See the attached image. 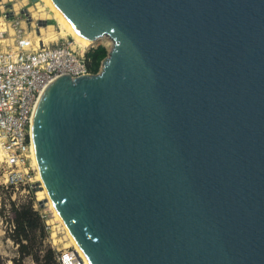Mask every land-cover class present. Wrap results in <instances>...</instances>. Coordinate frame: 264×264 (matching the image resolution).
Here are the masks:
<instances>
[{
  "label": "water",
  "instance_id": "95a60500",
  "mask_svg": "<svg viewBox=\"0 0 264 264\" xmlns=\"http://www.w3.org/2000/svg\"><path fill=\"white\" fill-rule=\"evenodd\" d=\"M51 1L115 42L33 120L89 264H264V0Z\"/></svg>",
  "mask_w": 264,
  "mask_h": 264
},
{
  "label": "built area",
  "instance_id": "2783aa9c",
  "mask_svg": "<svg viewBox=\"0 0 264 264\" xmlns=\"http://www.w3.org/2000/svg\"><path fill=\"white\" fill-rule=\"evenodd\" d=\"M22 28L13 43L2 44L7 31L0 33V148L5 151L1 183L8 187L35 182L30 172L35 170L31 129L43 92L62 75L92 74L87 50L79 52L69 38L37 44ZM56 259L58 264H87L73 247L58 249Z\"/></svg>",
  "mask_w": 264,
  "mask_h": 264
},
{
  "label": "rangeland",
  "instance_id": "374dc122",
  "mask_svg": "<svg viewBox=\"0 0 264 264\" xmlns=\"http://www.w3.org/2000/svg\"><path fill=\"white\" fill-rule=\"evenodd\" d=\"M41 4H37V3ZM44 5L43 0H0V30L6 29L3 32L5 41L2 44L13 43L18 36V30L20 25L26 35L28 33H39L41 27H47L53 25L57 30L60 29L59 21L54 18V12L45 7L44 13L46 16L39 18L35 15L39 9ZM33 10H30V9ZM29 12L28 14L25 11ZM14 16H11V13ZM14 20L12 21V19ZM19 20L21 23L19 25ZM30 20V21H29ZM39 20H47V26H39ZM16 27V28H15ZM13 29V32L11 31ZM36 29V31H35ZM48 32V30L46 29ZM17 34H16V33ZM109 35L102 36L97 39L93 44H90L87 48H83L75 41L73 37L68 34L59 36V39L69 38L76 49L81 52L88 51L92 47H97L102 44L105 45L110 51L113 48V41L108 37ZM34 38V35L32 36ZM0 39H3L0 36ZM58 39V40H59ZM57 41V40H56ZM44 43V42H42ZM52 44L51 42H48ZM47 44V43H44ZM102 68V63L99 71ZM98 71V72H99ZM97 72V73H98ZM92 74H94L92 72ZM1 149V148H0ZM5 155L0 157V264H58L56 254H54L52 261L46 262V253L49 249H52L55 253L58 249H65L64 243L71 244V240L68 237L67 232L64 230L61 222L56 219L55 211L48 199L39 200L37 196V190L39 183H20L18 185L6 186L1 183L4 169ZM31 162L35 170H30V166L27 164L30 172L36 176L37 172H40L36 166L34 153L31 155ZM40 201L42 204H40ZM23 204H32L33 209L37 212V216L33 217L31 222H27L26 234L29 239H24L23 236H19L18 232H15V211L16 208H20ZM55 231V232H54ZM56 233V236H53ZM23 239V242L28 245V249L31 250V254L23 256L20 252V243L17 239ZM59 239V240H58ZM72 247V246H69Z\"/></svg>",
  "mask_w": 264,
  "mask_h": 264
},
{
  "label": "bare ground",
  "instance_id": "6f19581e",
  "mask_svg": "<svg viewBox=\"0 0 264 264\" xmlns=\"http://www.w3.org/2000/svg\"><path fill=\"white\" fill-rule=\"evenodd\" d=\"M43 2H44L43 7L37 11L40 13H35V15L38 16V14H40L39 18H43L46 16V13H44L45 7L50 8L54 12V18L59 21L60 29L57 30L53 25H49V26L46 25L47 27H41L39 33L33 34L34 40L37 44H39V43L42 44V42H44V43L55 42L56 40L59 39L60 35L63 36L65 34H68L71 37H73L75 39V41L83 48V50H84V48H87L90 44H93L95 42V41L92 42V41H89V40L83 38L76 31V29L70 24V22L63 16V14L55 7V5L52 3L51 0H43ZM37 4H41V3L38 2ZM30 10H33V9L31 8ZM41 26H43V25H41ZM46 29L48 30V32L46 31ZM5 30L1 29L0 33H3V31H5ZM11 31L13 32V29H11ZM28 35L31 36V38L33 36L31 33H28ZM106 35H108V34H106ZM106 35H104V36H106ZM112 41H113L112 45L114 46L115 42H114V40H112ZM79 52H81V51L79 50ZM81 53H83V52H81ZM37 106H38V104H37ZM37 106H36V108H37ZM35 111H36V109H35ZM33 120H34V117H33ZM31 134H32V139H33L32 153H34V156H35L36 166H37L38 170H40V167L38 165V159H37L36 151H35V145H34V139L35 138H34L33 126L31 129ZM32 153H31V155H32ZM3 155H5V151H4L3 147L1 146L0 157ZM35 182L39 183V188H40L36 192L38 199L39 200L48 199L50 201V203H51V205L55 211L56 219L61 222V225L63 226L64 230L68 234L69 239L71 240V244L64 243L65 247L72 246L78 252L79 256H81L86 261V263L89 264L87 258L85 257V255H84V253H83V251H82V249H81V247H80V245L76 239V237L74 236L71 229L67 225L66 221L64 220V218L62 217V215L60 214L58 209L56 208V206L53 202V199L51 197V194H50V192L46 186V182H45V179H44V176H43L41 170H40V172H37L36 177H35ZM53 236H56V233H53Z\"/></svg>",
  "mask_w": 264,
  "mask_h": 264
},
{
  "label": "trees",
  "instance_id": "16d2710c",
  "mask_svg": "<svg viewBox=\"0 0 264 264\" xmlns=\"http://www.w3.org/2000/svg\"><path fill=\"white\" fill-rule=\"evenodd\" d=\"M109 51L105 45H98L97 47H92L86 52V57L90 70L93 73H97L101 66L103 59L108 55ZM37 216V212L33 209L32 204H23L20 208H16L15 211V232H18L19 236H23L24 239H29L26 234L27 222H31L33 217ZM20 243V252L25 257L31 254V250L28 249V245L23 242V239H17ZM54 254H56L52 249H49L46 253V262H50L53 259Z\"/></svg>",
  "mask_w": 264,
  "mask_h": 264
}]
</instances>
